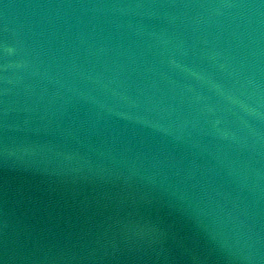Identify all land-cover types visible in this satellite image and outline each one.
<instances>
[{
    "label": "water",
    "instance_id": "water-1",
    "mask_svg": "<svg viewBox=\"0 0 264 264\" xmlns=\"http://www.w3.org/2000/svg\"><path fill=\"white\" fill-rule=\"evenodd\" d=\"M0 264H264V0L0 59Z\"/></svg>",
    "mask_w": 264,
    "mask_h": 264
}]
</instances>
